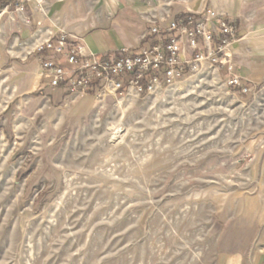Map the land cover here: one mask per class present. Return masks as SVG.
Listing matches in <instances>:
<instances>
[{"label":"rangeland","instance_id":"obj_1","mask_svg":"<svg viewBox=\"0 0 264 264\" xmlns=\"http://www.w3.org/2000/svg\"><path fill=\"white\" fill-rule=\"evenodd\" d=\"M43 96L0 113V264H236L264 197V90L203 64L152 96Z\"/></svg>","mask_w":264,"mask_h":264},{"label":"crops","instance_id":"obj_2","mask_svg":"<svg viewBox=\"0 0 264 264\" xmlns=\"http://www.w3.org/2000/svg\"><path fill=\"white\" fill-rule=\"evenodd\" d=\"M43 2L41 10L31 3L22 16L9 13L0 17V113H5L15 103L19 107L36 106L35 112L40 115L45 90L66 96L71 102L94 97V94L75 97L63 88L51 90L48 87V76L42 72L40 62L51 54L32 52V49L60 31L82 39L87 50L95 55L114 56L121 49L140 48L150 41L141 36L147 32L151 19L165 25V21L186 14L205 16L207 11H213L236 28L235 39L227 48L234 73L252 90L257 87L264 90V0ZM211 23V28L217 31L216 20ZM214 39L216 42L217 33ZM59 62L64 64L63 60ZM255 211L261 212L255 215ZM245 220L253 229L250 232L247 228L245 249H241L239 243V249L230 254L231 262L264 264V197L261 202L246 204ZM255 243H260L258 248Z\"/></svg>","mask_w":264,"mask_h":264},{"label":"built area","instance_id":"obj_3","mask_svg":"<svg viewBox=\"0 0 264 264\" xmlns=\"http://www.w3.org/2000/svg\"><path fill=\"white\" fill-rule=\"evenodd\" d=\"M43 1L0 0V17L9 13L22 16L31 3L41 10ZM214 19L217 31L210 26ZM149 22L154 41L136 52L122 50L116 56H98L87 50L82 39L64 31L37 43L32 52H50L51 55L40 62L42 72L48 76V87L51 90L63 88L75 97L94 94L102 101L110 95L127 100L152 96L175 88L185 71L203 64L217 73L223 72L225 86L234 92L244 95L251 91L234 73L227 49L235 39L236 28L216 13L186 14L165 21V25L152 19ZM190 50L194 58L187 59ZM61 60L64 64L59 62Z\"/></svg>","mask_w":264,"mask_h":264}]
</instances>
